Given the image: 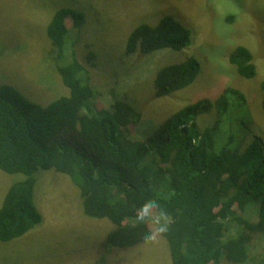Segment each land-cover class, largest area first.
<instances>
[{"label": "trees", "instance_id": "trees-1", "mask_svg": "<svg viewBox=\"0 0 264 264\" xmlns=\"http://www.w3.org/2000/svg\"><path fill=\"white\" fill-rule=\"evenodd\" d=\"M68 15L80 32L85 14L68 7L58 8L46 25L56 58L63 57L67 46ZM190 38V30L167 15L154 26H136L125 52L180 50ZM227 58L240 78L256 76L247 47L235 46ZM199 70L195 57L161 67L153 82L154 98L185 88ZM57 72L69 93L46 105L0 84V170L23 176L1 203L0 242L21 238L42 224L33 189L39 171L54 170L77 188L85 217L111 223L109 248L145 244L148 228L136 223L135 214L146 199L154 198L172 218L162 236L171 264L245 263L248 246L264 234V146L254 139L240 150L241 141L234 142L232 107L246 101L244 94L225 87L213 99L194 100L171 113L145 138L134 139L131 127L142 113L131 103L116 100L108 109L96 108L88 70L73 54L69 62L57 64ZM259 92L264 112V78ZM204 115L215 121L200 130L197 120ZM252 206H257L253 220L244 215ZM231 222L240 231L224 237ZM99 260L104 264V258Z\"/></svg>", "mask_w": 264, "mask_h": 264}, {"label": "rangeland", "instance_id": "rangeland-1", "mask_svg": "<svg viewBox=\"0 0 264 264\" xmlns=\"http://www.w3.org/2000/svg\"><path fill=\"white\" fill-rule=\"evenodd\" d=\"M61 7L83 11L85 20L77 32L71 15L65 18L67 46L63 57L56 58L45 29ZM167 15L190 30L191 40L185 47L126 54L128 35L136 26H154ZM237 45L253 54L257 69L253 79L240 78L228 62V54ZM72 54L88 70L96 108L108 109L121 100L142 113L131 127L134 139L145 138L188 103L213 99L231 86L246 97L245 102L232 107L229 124L236 132L234 142L241 141L240 150L254 139L264 146L259 92L264 78V0H0V84L12 85L29 100L46 105L68 95L57 64L69 62ZM190 57L200 64L196 79L183 89L155 99L156 72ZM214 121L212 115L201 116L198 128L203 130ZM221 136L225 143L227 134ZM22 179L20 173L0 170V206L9 187ZM33 201L42 224L21 238L0 242V264H99L100 258H104V264H171L162 237L130 249L109 248L106 235L111 223L83 215L77 188L64 174L39 171ZM256 207L246 210L245 217L255 219ZM226 226L224 237L240 231L235 223ZM247 250L242 264H264V234L256 237Z\"/></svg>", "mask_w": 264, "mask_h": 264}, {"label": "clouds", "instance_id": "clouds-1", "mask_svg": "<svg viewBox=\"0 0 264 264\" xmlns=\"http://www.w3.org/2000/svg\"><path fill=\"white\" fill-rule=\"evenodd\" d=\"M135 221L148 228L144 242L153 243L169 231L172 218L157 199L149 198L136 209Z\"/></svg>", "mask_w": 264, "mask_h": 264}, {"label": "bare ground", "instance_id": "bare-ground-1", "mask_svg": "<svg viewBox=\"0 0 264 264\" xmlns=\"http://www.w3.org/2000/svg\"><path fill=\"white\" fill-rule=\"evenodd\" d=\"M191 49V48H190ZM236 122V121H235ZM237 130V129H236ZM241 130V129H240ZM241 133V132H240Z\"/></svg>", "mask_w": 264, "mask_h": 264}]
</instances>
